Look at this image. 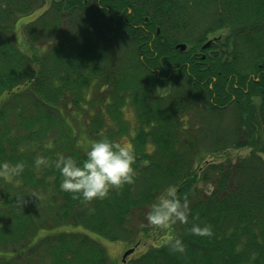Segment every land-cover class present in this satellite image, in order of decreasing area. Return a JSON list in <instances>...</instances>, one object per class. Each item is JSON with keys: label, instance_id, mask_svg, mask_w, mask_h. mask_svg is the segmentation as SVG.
I'll return each instance as SVG.
<instances>
[{"label": "trees", "instance_id": "trees-1", "mask_svg": "<svg viewBox=\"0 0 264 264\" xmlns=\"http://www.w3.org/2000/svg\"><path fill=\"white\" fill-rule=\"evenodd\" d=\"M38 9L24 52L14 26ZM101 136L129 140L135 176L85 201L51 162L84 159ZM4 161L24 167L0 175V264H117L103 240L134 246L166 228L183 253L168 239L121 264H264V0H0ZM170 185L189 221L148 226Z\"/></svg>", "mask_w": 264, "mask_h": 264}, {"label": "clouds", "instance_id": "clouds-1", "mask_svg": "<svg viewBox=\"0 0 264 264\" xmlns=\"http://www.w3.org/2000/svg\"><path fill=\"white\" fill-rule=\"evenodd\" d=\"M159 95H166L165 87L156 89ZM136 154L130 144L116 143L107 136L93 140L85 152V158L78 160L73 155L61 154L52 165L59 170L62 177V190L79 194L85 201L93 198L102 199L109 195L111 188H119L124 183H132L135 176L133 167ZM37 165L48 166L49 161L44 156L36 158ZM22 162L10 164L7 161L0 163V175L14 176L22 171ZM91 210V209H90ZM190 209L187 200L181 201L177 197L176 187L170 185L165 192L151 204L147 213V220L157 228H164L179 221H189ZM191 232L196 235H211L210 225L192 223ZM169 247L176 252L183 253L185 246L179 236H172L168 240Z\"/></svg>", "mask_w": 264, "mask_h": 264}, {"label": "rangeland", "instance_id": "rangeland-1", "mask_svg": "<svg viewBox=\"0 0 264 264\" xmlns=\"http://www.w3.org/2000/svg\"><path fill=\"white\" fill-rule=\"evenodd\" d=\"M45 5L42 6V7L44 8ZM40 11H41V9H38L33 14L22 16L15 23L14 33H15L16 41H17L18 47L24 52L26 51V52L30 53V52H32L33 49L32 48L31 49H27L26 48V46H29V45L25 41L24 34H23V27H24L25 23L30 21L33 17L37 16V14ZM43 50H44V46L37 47V52L38 53H41ZM192 115H194V114H192ZM81 142H82L83 145H89V143H90L88 140H85V138H83L81 140ZM122 143L123 144L124 143L129 144V140L125 137V138L122 139ZM246 153H247L246 149L232 150V151L230 150V154H231L232 157H237L239 155L242 156V155H245ZM209 188H210L209 186L207 188H205V191L209 190ZM147 225L148 226H152L154 228V225L150 224L148 221H147ZM61 228L73 229V230H78V231H80L82 229L81 227H74V226H69V225L62 226ZM170 230L171 229H169V228L163 229L162 231H163L164 234H162L158 238L154 237V236H153V238L152 237L147 238V237H143L141 235L139 243L136 246L137 250L135 251V254L133 256L139 254L141 251H143L144 249L148 248L151 245H158L159 243L166 242L169 239ZM47 232H49V230H42V231L39 232L37 237H40V236H42L43 234H45ZM91 235L93 236V234H91ZM103 243H104V245L106 247V250H107L110 258L113 261H115L117 264H121V257H122L123 252L126 250V248L127 247H131L123 239L117 240L115 242L103 240Z\"/></svg>", "mask_w": 264, "mask_h": 264}, {"label": "water", "instance_id": "water-1", "mask_svg": "<svg viewBox=\"0 0 264 264\" xmlns=\"http://www.w3.org/2000/svg\"><path fill=\"white\" fill-rule=\"evenodd\" d=\"M157 32H158V30H157ZM209 44H210V41L207 40V41L202 45V48H206V47H208ZM175 47L178 48V49H180L181 51H183V50L186 49V44H185V43H177ZM133 250H134V247H131V248H128L127 250H125L124 253L122 254V261H124V260H125V257H126L127 255H129L130 253H132Z\"/></svg>", "mask_w": 264, "mask_h": 264}]
</instances>
